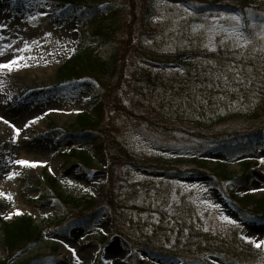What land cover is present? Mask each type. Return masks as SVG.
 <instances>
[{
  "label": "rangeland",
  "instance_id": "374dc122",
  "mask_svg": "<svg viewBox=\"0 0 264 264\" xmlns=\"http://www.w3.org/2000/svg\"><path fill=\"white\" fill-rule=\"evenodd\" d=\"M233 1L249 5L235 11L231 7L228 13L208 5L200 9V2L207 3L203 0H112L125 16L114 39L115 75L107 74L100 84L90 76L58 78V68L82 44L96 41L83 34L76 15L63 17L58 1L0 0V26H6L0 27V64L17 61L11 69L0 68V216L4 221L31 216L45 234L39 243L11 255L0 224V264H77V258L80 264H184L150 249L170 247L180 253L189 245L190 226L257 249L248 241L264 240V218L248 219L237 201L249 196L245 201L253 204L254 198L264 197V127L259 130L263 145L233 159L216 149L219 143L212 138L200 136L201 130L211 135L221 125L254 131L264 123L263 104L235 102L208 119L128 117L144 115L132 82L147 66L145 55L170 59L249 46L264 52V21L249 14L250 6H263L264 0ZM238 33L251 41L246 47H240L244 41L237 40ZM114 46L108 50L114 52ZM154 67L156 72L159 68ZM97 101L103 102V120L91 137L103 144L88 145L91 164H67L63 152L84 148L74 145L70 129L79 114L94 115L87 104ZM229 114L235 116L218 122ZM32 120L36 122L25 127ZM11 125L21 130L18 137ZM18 159L37 162V167L25 168L15 163ZM193 159L205 162V168ZM242 162L253 163L251 175L233 181L248 172ZM13 172L17 175L9 179ZM45 174L55 176L61 191L76 201L70 211L50 197ZM107 179L111 183L102 186ZM9 195L11 200L6 199ZM89 199L96 203L87 206ZM16 212L20 215H13ZM64 214L73 221L67 219L63 226L57 219ZM115 226L145 243L147 237L153 240L133 251ZM190 248L186 264H226L200 242ZM259 249L264 251V246Z\"/></svg>",
  "mask_w": 264,
  "mask_h": 264
},
{
  "label": "trees",
  "instance_id": "16d2710c",
  "mask_svg": "<svg viewBox=\"0 0 264 264\" xmlns=\"http://www.w3.org/2000/svg\"><path fill=\"white\" fill-rule=\"evenodd\" d=\"M57 1H60L64 7L61 13L63 17L78 14V21L83 34H87L91 39H96L91 44H82L81 49L58 69V78L60 80H71L74 77L90 76L103 84L104 77L107 74L115 75L116 72L118 54L116 46H114L116 43L114 39H116V35L120 30L124 10L121 7H116L112 0ZM203 1L207 3L200 2V9H205L207 8L205 5H208L212 8L221 7L224 11L228 10L227 12H233L231 7L236 9L249 5V2L241 3L233 0ZM249 14H252L258 21H264V5L250 6ZM47 18L49 16L43 19L47 20ZM111 45L114 46V52L108 50ZM117 51L121 56L119 48ZM145 58L147 66H144L141 76L135 78L132 82L135 86H132V88L137 90V103L142 106L144 115L140 118L128 116L130 118L208 119L211 114L218 110L228 109L235 102L248 103L257 100L258 107L260 104L264 106V52L262 51H254L252 47L238 49L226 47L205 53L179 54L170 59L156 57L151 54L145 55ZM154 66L159 68L156 72ZM237 74H239V78ZM225 76L227 80H225ZM88 107L93 109L94 115L89 113L80 114L70 131H72L71 134L75 143L95 145V148H99L103 141L96 142L92 138L93 136L91 137V133L103 120V102L97 101L88 104ZM195 116L197 117L193 118ZM233 116L235 115L229 114L220 117L218 122ZM252 118L251 116L246 117V119ZM195 124L200 123L196 122ZM263 127L264 123H261L254 127V131L243 132V129L233 130L228 126L224 128L221 125L213 131V134L216 133L217 136L201 130L205 137H200L206 140L212 138L214 142L219 143L218 148L225 150L229 157L234 158L248 148L262 142V133L259 130ZM62 155L66 158L65 162L67 164L72 160L88 165L92 163V157L84 150L72 149L69 152L62 153ZM193 160L197 161V159ZM196 164L199 165L200 169L205 168L204 163L200 161H197ZM246 168H250V166L248 165ZM249 172H246L240 180L245 176H250L251 172ZM43 178L51 191L48 194H51L50 196H53L64 206H68L67 211H70L72 206L76 205V201L67 198L61 192L55 178L46 175ZM110 183L109 180L103 186L106 187ZM46 196L49 195H43V197ZM94 203H96L95 200L89 199L87 206L94 205ZM247 205H250V210L255 215L264 217V198L256 199L253 204L248 203ZM66 215L58 218L57 223L64 222L65 219L71 221ZM0 222L2 223L4 242L11 255L43 239L40 223L31 216H23L11 222H4L0 217ZM190 228L192 242H200L205 250L219 254L229 260L236 259L247 264L264 262L263 253L243 249L234 239H220L194 226H190ZM115 231L122 234L127 242L133 246L143 247L144 244L153 240L151 237H147L145 243L126 229L120 227L116 229V226ZM190 237L186 238L189 245L183 246L180 253L175 252L174 249L167 250L164 247L163 249L151 250L176 254V256H180L187 261V258H191L190 255L193 253L192 248H190L192 244Z\"/></svg>",
  "mask_w": 264,
  "mask_h": 264
},
{
  "label": "snow or ice",
  "instance_id": "6c2138e0",
  "mask_svg": "<svg viewBox=\"0 0 264 264\" xmlns=\"http://www.w3.org/2000/svg\"><path fill=\"white\" fill-rule=\"evenodd\" d=\"M184 11L187 12V9L185 8ZM230 19L235 20V21L238 22V21L240 20V17H238V16H232V17H230ZM0 27H6V26H0ZM230 35H231V33H230ZM261 39H264V35L261 36ZM237 40H243V41H244L243 43L240 44V47H246L247 44L251 42L247 37L244 36L243 33H238V34H237ZM213 50H215V49H213ZM2 55H3V53L0 52V56H2ZM16 63H17L16 60H10V61L7 62V63H2V64H0V68L11 69L12 66L15 65ZM249 71H251V69H249ZM237 75H238V78H239V74H237ZM225 80H227V77H226V76H225ZM241 82H243V81H241ZM234 90H235V89H234ZM53 111H57V110H56V109H53ZM0 119H3V118L0 117ZM39 119H42V117H37V118H36V120H39ZM36 120H32V121H30L28 124L25 125V127H29L32 123H35ZM4 123H5V124H8L9 121L4 120ZM11 127H13V129L15 130V134H16V136L18 137V136L20 135V131H21V130H20V129H16L14 125H11ZM25 138L27 139V137H25ZM15 163H17V164H19V165H22V166H24L25 168H35V167H37V162H30V161L25 160V159H18V160L15 161ZM261 163H264V160H262ZM50 170H51V169H50ZM16 175H17V173H14V172H13V173H11V174L9 175L8 178H9V179H12V178H14ZM69 183H71V182H69ZM85 191H88V189H85ZM0 195H4V193H3V192H0ZM6 199L11 200L12 197L9 195V196H6ZM13 215H20V213H19V212H16V213H13ZM9 218H11V217L8 216V215L5 216V219H9ZM222 219L225 220V221H227V222L230 223V224H233V225L236 224V221L230 219L228 216H223ZM103 231H104V230L101 229V232H103ZM205 231H207V229H205ZM245 239H248V238L245 237ZM248 242L254 244L255 247H256L257 249H259V248H261L262 246H264V240H261V241H259V242L255 241V240H249ZM66 247H67V246H66ZM71 251H72L73 254L75 255V250H71ZM77 264H80L79 258H77Z\"/></svg>",
  "mask_w": 264,
  "mask_h": 264
},
{
  "label": "bare ground",
  "instance_id": "6f19581e",
  "mask_svg": "<svg viewBox=\"0 0 264 264\" xmlns=\"http://www.w3.org/2000/svg\"><path fill=\"white\" fill-rule=\"evenodd\" d=\"M263 160H264V158H263ZM262 177H263V175H262Z\"/></svg>",
  "mask_w": 264,
  "mask_h": 264
}]
</instances>
